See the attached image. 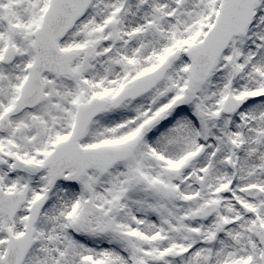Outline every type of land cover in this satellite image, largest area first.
Wrapping results in <instances>:
<instances>
[{
	"label": "snow or ice",
	"instance_id": "snow-or-ice-1",
	"mask_svg": "<svg viewBox=\"0 0 264 264\" xmlns=\"http://www.w3.org/2000/svg\"><path fill=\"white\" fill-rule=\"evenodd\" d=\"M0 264H264V0H0Z\"/></svg>",
	"mask_w": 264,
	"mask_h": 264
}]
</instances>
